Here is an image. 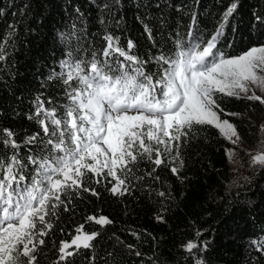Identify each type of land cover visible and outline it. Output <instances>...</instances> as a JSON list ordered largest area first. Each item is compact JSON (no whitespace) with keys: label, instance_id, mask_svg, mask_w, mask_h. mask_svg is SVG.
<instances>
[{"label":"trees","instance_id":"trees-1","mask_svg":"<svg viewBox=\"0 0 264 264\" xmlns=\"http://www.w3.org/2000/svg\"><path fill=\"white\" fill-rule=\"evenodd\" d=\"M232 4L237 8L218 47L238 56L264 45V0H0V137L10 130L21 158L41 151L43 129L30 117L39 103L64 113L68 101L57 77L66 71L61 65L69 52L102 54L104 37L111 35L125 50L131 40V54L154 72L152 58L173 52L177 38L187 39L194 15L196 34L206 42ZM221 108V118L254 147L264 106L222 97ZM33 136L37 142L27 143ZM232 147L215 127H198L180 148L182 167L170 158L159 167L141 161L122 195L111 192V177L89 173L83 184L89 191L71 194L70 203L64 197L68 210L61 206L47 218L52 228L42 237L37 264H54L60 242L70 243L79 226L99 235L67 264H264V167L253 166L237 181L227 160ZM11 154L0 144V155ZM89 216L111 223L100 225ZM189 242L196 245L191 251Z\"/></svg>","mask_w":264,"mask_h":264},{"label":"snow or ice","instance_id":"snow-or-ice-1","mask_svg":"<svg viewBox=\"0 0 264 264\" xmlns=\"http://www.w3.org/2000/svg\"><path fill=\"white\" fill-rule=\"evenodd\" d=\"M236 8L232 4L225 11L206 42L196 34L194 15L187 39L177 38L173 52L161 51L152 58L157 65L154 72L147 71L148 61L131 54V40L125 50L111 35L104 37L107 46L102 54L68 53L69 59L61 65L66 71L57 77L68 101L64 113L39 103L35 117H30L43 129L41 151L21 158L13 133L5 129L0 137L5 150H12L10 156L0 155V264H37L39 247L45 244L42 237L52 228L47 218L61 206L67 211L71 194L89 191L83 187L89 173L111 177L115 181L111 192L122 195L141 161L159 167L170 158L182 167L180 148L198 127L213 126L236 144L240 139L236 126L220 115L222 97L264 105V96L253 90L264 92V45L238 56H227L218 47ZM38 138L33 136L27 143L35 144ZM252 164L264 167V146L252 157ZM178 170L171 169L173 174ZM88 220L111 223L104 216ZM82 229H76L70 243L60 242L54 264H67L81 249L93 247L99 233L86 234ZM73 246L75 250H69ZM185 247L191 251L196 245L189 242Z\"/></svg>","mask_w":264,"mask_h":264},{"label":"rangeland","instance_id":"rangeland-1","mask_svg":"<svg viewBox=\"0 0 264 264\" xmlns=\"http://www.w3.org/2000/svg\"><path fill=\"white\" fill-rule=\"evenodd\" d=\"M253 90L257 95L264 96V92L259 88L253 87ZM249 94H251V92ZM262 125H264V119L259 124L260 133L258 134L254 147L246 146L240 139L236 144L228 140L233 147L227 151V160L237 181H241L243 178L245 179L253 166H259V164H252V157L261 152L262 146H264V129H262ZM233 139H235V137H233Z\"/></svg>","mask_w":264,"mask_h":264}]
</instances>
